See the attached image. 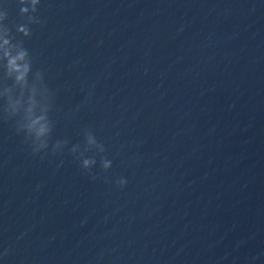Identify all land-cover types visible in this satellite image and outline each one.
<instances>
[{
    "label": "water",
    "instance_id": "1",
    "mask_svg": "<svg viewBox=\"0 0 264 264\" xmlns=\"http://www.w3.org/2000/svg\"><path fill=\"white\" fill-rule=\"evenodd\" d=\"M0 264H264V0H0Z\"/></svg>",
    "mask_w": 264,
    "mask_h": 264
},
{
    "label": "clouds",
    "instance_id": "2",
    "mask_svg": "<svg viewBox=\"0 0 264 264\" xmlns=\"http://www.w3.org/2000/svg\"><path fill=\"white\" fill-rule=\"evenodd\" d=\"M22 11H26V9H22ZM13 66H15V62L13 61ZM127 183V181H123L122 184Z\"/></svg>",
    "mask_w": 264,
    "mask_h": 264
}]
</instances>
